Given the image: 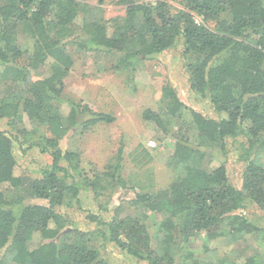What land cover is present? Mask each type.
<instances>
[{
	"label": "trees",
	"instance_id": "16d2710c",
	"mask_svg": "<svg viewBox=\"0 0 264 264\" xmlns=\"http://www.w3.org/2000/svg\"><path fill=\"white\" fill-rule=\"evenodd\" d=\"M113 4L123 16L88 20L84 0H0V119L10 128L0 131V264H110L99 249L108 243L147 264H264V250L240 259L217 249L264 236L242 213L249 205L264 210V0ZM178 46L190 92L217 119L187 108L166 81L165 119L150 110L142 117L165 133L166 119L179 130L169 162L176 177L156 192L135 190V216L119 217L104 203L99 209L106 216L86 214L94 228L71 226L61 209L79 204L81 188L96 200L125 188L122 147L113 169L93 179L83 176L77 152L59 147L80 116L89 117L84 130L113 120L63 97L75 56L111 55L120 71ZM21 138L28 150L51 157L39 176L16 161ZM229 143L243 165L240 187L224 161L204 163L208 150L225 156ZM198 242L200 250L193 248Z\"/></svg>",
	"mask_w": 264,
	"mask_h": 264
},
{
	"label": "rangeland",
	"instance_id": "374dc122",
	"mask_svg": "<svg viewBox=\"0 0 264 264\" xmlns=\"http://www.w3.org/2000/svg\"><path fill=\"white\" fill-rule=\"evenodd\" d=\"M113 1L84 0L88 5L87 19L102 17L108 20L123 16L124 9L113 4ZM209 26L213 27V25ZM116 62L117 59L111 55L94 52L79 53L75 56L71 72L65 79L63 92L65 99L82 102L93 112L113 118L109 123L100 122L84 130L81 124L89 117L80 116L79 125L71 129L60 141L59 147L63 151L79 154L83 176L93 179L94 174L112 170L117 164V151L122 147V167L119 170V177L125 188L116 186L111 194L108 196L104 194L99 200L94 199L91 190L81 188L79 204L73 201L69 207L61 209V212L69 217L71 226L82 230L95 226L86 219L88 211L106 216L99 209L104 203L111 213L115 211L119 217L137 215L136 209L130 204L134 199L135 190L156 192L165 188L176 177L175 169L169 165V162L174 151L173 135L179 130L166 119L165 128L168 133H165L153 122L145 121L142 117L145 110H150L154 113H162V119H165L161 88L166 81L187 108L217 119L206 102H200L190 92L188 77L183 69L184 60L180 46L164 51L152 59L133 62V66L122 68L120 71L112 68ZM64 110L67 111L66 106ZM23 127L27 131L31 129L25 117ZM0 131H10L4 119H0ZM20 141L21 146L16 143L13 148L19 167L32 177L39 176V171L51 163V157L40 153L37 148L28 150L29 143L24 142L22 138ZM150 142L155 145L153 148L149 146ZM207 152L204 163L213 166L217 160L224 161L230 181L234 186L240 187L243 165L237 161L235 148L229 143L225 156L218 150ZM242 213L254 225L264 230V210L249 205L242 210ZM154 230L153 226H150V232L153 233ZM39 240L38 237H34L35 242ZM200 245L198 242L193 248L200 250ZM99 249L100 256L110 264H147L128 256L110 243L101 245ZM217 249L220 255L229 252L232 258L243 259L256 251L264 250V236L258 238L247 235L225 246L220 244ZM231 249H234L233 252Z\"/></svg>",
	"mask_w": 264,
	"mask_h": 264
},
{
	"label": "built area",
	"instance_id": "2783aa9c",
	"mask_svg": "<svg viewBox=\"0 0 264 264\" xmlns=\"http://www.w3.org/2000/svg\"><path fill=\"white\" fill-rule=\"evenodd\" d=\"M149 146L153 148L155 145L152 142H150Z\"/></svg>",
	"mask_w": 264,
	"mask_h": 264
}]
</instances>
